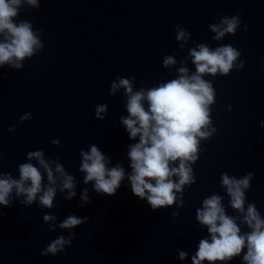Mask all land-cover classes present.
<instances>
[{
	"label": "water",
	"instance_id": "obj_1",
	"mask_svg": "<svg viewBox=\"0 0 264 264\" xmlns=\"http://www.w3.org/2000/svg\"><path fill=\"white\" fill-rule=\"evenodd\" d=\"M237 12L247 30L240 24L235 34L217 39L213 25ZM13 19L29 22L41 47L19 69L0 65V174L19 179V165L32 163L44 177L42 187L48 185L46 172L28 156L41 151L54 177L57 164L73 177L76 195L66 199L72 190L58 183L52 208L38 197L26 207L24 194L13 191V205L0 206V264H192L199 241L209 235L196 219L204 199L220 196L226 214L243 221L222 184L225 173L237 179L254 173L245 212L254 203L264 218V0H37L36 6L22 2ZM0 42H6L3 34ZM202 44L213 50L232 45L241 56L227 75L202 74L214 89L209 131H216L200 139L198 159L190 162L194 182L176 192L173 205L156 211L132 194L127 178L115 195H98L93 181L85 183L82 153L96 145L108 167L120 164L127 176L128 145L139 139L130 140L121 122L129 115L126 89L113 94L111 84L119 76L129 79L133 92L147 91L178 79L180 68L190 76L196 72L190 52ZM166 58L175 63L165 65ZM240 61L244 67L237 71ZM101 105H107L103 118L96 116ZM25 115L31 119L21 121ZM85 194L91 203L80 208ZM46 214L56 219L44 221ZM70 215L89 220L73 229L67 254L41 255L68 235L59 225ZM178 250L189 256L177 259Z\"/></svg>",
	"mask_w": 264,
	"mask_h": 264
},
{
	"label": "clouds",
	"instance_id": "obj_2",
	"mask_svg": "<svg viewBox=\"0 0 264 264\" xmlns=\"http://www.w3.org/2000/svg\"><path fill=\"white\" fill-rule=\"evenodd\" d=\"M22 2L37 5V0H0V34L4 35L6 41L0 42V65L7 62L17 69L22 67L21 61L25 57H31L41 47L31 24L27 21L17 24L13 19L18 16ZM240 24L244 22L240 19L239 12L231 18L225 17L220 26L213 25V30L218 32L216 38L223 37L225 33L235 34ZM247 28L248 25L244 24L245 31ZM184 36L185 32L180 31L179 37ZM190 54L196 65V72L190 76L187 74L188 69L180 68L182 75L178 79L147 91L133 92L129 79L119 76V82L111 84L113 94L122 87L126 89L129 115L121 117V122L130 140L137 137L139 139L128 145L131 173L127 176L120 164L108 167L109 159L96 145L89 152L82 153L81 170L86 172L85 183L93 181L98 195H115L121 188L122 181L127 178L132 194L140 201H145L152 211H156L173 205L177 199L176 192H181L184 185L194 182L190 162L194 163L198 159L200 139L208 138L216 131L215 127L209 131L214 89L210 82L202 78V74H229L241 52L232 45L213 50L202 44L199 50L193 49ZM173 63L175 61L171 58L164 60L165 65ZM243 67L244 61H240L236 70ZM106 108L107 105H101L96 110V116L100 117ZM24 119H31V116L21 117V121ZM259 124L264 128V120H260ZM9 131H14V126H10ZM28 156L39 162L46 172L49 184L42 187L44 177L41 170L32 163H23L19 165V179H14L10 174H0V206L11 207L14 201L9 197L15 191L16 197L24 194L25 199L20 203L26 207L31 206L38 197L40 205L52 208L56 195V188L53 186L58 183L61 190H72L66 199L71 200L76 195L73 177L67 175L61 165H56L55 172L59 175L54 177L50 162L45 161L41 151L29 152ZM176 161H179L178 166ZM253 177V172H248L241 179L230 178L226 173L222 175V184L231 197V206L244 213L240 223H246L250 230L242 231L236 218L226 214L220 196L213 195L204 199L202 208L197 209L196 219L207 226L209 235L199 241L195 255L191 256L192 264H203L204 261L208 264H231L236 257L241 258V264H264V218L254 203L248 204L246 212L244 207L245 189L250 188ZM82 199L84 203L78 206L80 208L91 203L86 194ZM54 219V215L43 216L44 221ZM88 220L87 216L76 215L65 218L59 227L68 229V235H61L53 240L41 250V255H56L61 252L67 254L66 248L71 247L76 235L73 229ZM178 252L176 258L181 261L189 256V252L185 250Z\"/></svg>",
	"mask_w": 264,
	"mask_h": 264
}]
</instances>
